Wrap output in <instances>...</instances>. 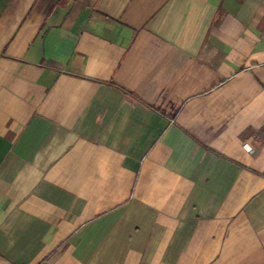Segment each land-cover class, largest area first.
<instances>
[{
    "label": "crops",
    "instance_id": "1",
    "mask_svg": "<svg viewBox=\"0 0 264 264\" xmlns=\"http://www.w3.org/2000/svg\"><path fill=\"white\" fill-rule=\"evenodd\" d=\"M0 264H264V0H0Z\"/></svg>",
    "mask_w": 264,
    "mask_h": 264
}]
</instances>
